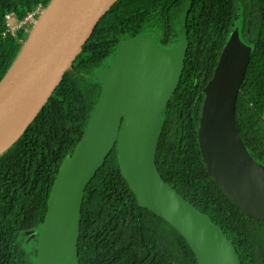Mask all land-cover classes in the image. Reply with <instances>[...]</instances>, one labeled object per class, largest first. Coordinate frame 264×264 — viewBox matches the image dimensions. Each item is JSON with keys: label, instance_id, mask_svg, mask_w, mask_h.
<instances>
[{"label": "trees", "instance_id": "trees-1", "mask_svg": "<svg viewBox=\"0 0 264 264\" xmlns=\"http://www.w3.org/2000/svg\"><path fill=\"white\" fill-rule=\"evenodd\" d=\"M50 0H0V79L24 41L25 30L4 31V14H23ZM251 46L235 104L245 148L264 166V0H116L98 21L43 107L0 151V264H35L20 236L38 233L61 161L70 155L94 110L101 81L119 42L151 33L163 47L188 36L178 86L161 112L154 153L162 178L207 213L233 242L241 264H264V219L245 214L210 178L197 128L220 52L231 32ZM79 264H198L185 238L141 207L121 175L116 147L84 191L78 217Z\"/></svg>", "mask_w": 264, "mask_h": 264}, {"label": "water", "instance_id": "water-1", "mask_svg": "<svg viewBox=\"0 0 264 264\" xmlns=\"http://www.w3.org/2000/svg\"><path fill=\"white\" fill-rule=\"evenodd\" d=\"M115 1L50 0L0 79V134L25 114L18 135L23 132ZM187 48V34L163 47L142 33L121 40L110 63L94 71L101 81L98 102L74 150L61 161L38 233L28 235L37 236L35 264H79L84 191L113 147L139 205L178 230L198 264H241L223 229L172 188L156 165L161 112L178 86ZM250 53L234 29L203 87L196 134L210 178L245 214L264 219V166L245 148L235 120Z\"/></svg>", "mask_w": 264, "mask_h": 264}, {"label": "built area", "instance_id": "built-area-1", "mask_svg": "<svg viewBox=\"0 0 264 264\" xmlns=\"http://www.w3.org/2000/svg\"><path fill=\"white\" fill-rule=\"evenodd\" d=\"M45 5L38 3L33 8L26 10L22 15L18 11L10 10L4 14V31L16 32L19 30H26L27 27L32 26L36 23Z\"/></svg>", "mask_w": 264, "mask_h": 264}, {"label": "bare ground", "instance_id": "bare-ground-1", "mask_svg": "<svg viewBox=\"0 0 264 264\" xmlns=\"http://www.w3.org/2000/svg\"><path fill=\"white\" fill-rule=\"evenodd\" d=\"M25 117V114L20 116L0 134V150L18 135Z\"/></svg>", "mask_w": 264, "mask_h": 264}, {"label": "rangeland", "instance_id": "rangeland-1", "mask_svg": "<svg viewBox=\"0 0 264 264\" xmlns=\"http://www.w3.org/2000/svg\"><path fill=\"white\" fill-rule=\"evenodd\" d=\"M34 25L27 27V29L25 30L26 35H28V33L31 31V29L33 28ZM14 140V139H13ZM12 142V141H11ZM10 142V143H11ZM10 143H8L7 145H5L0 151H2L3 149H5ZM36 236V235H35ZM35 236H33L32 238L28 239V236L24 237V235L20 236V244L24 247V249L26 251H28V253H32L33 249H34V241L33 239L35 238Z\"/></svg>", "mask_w": 264, "mask_h": 264}]
</instances>
